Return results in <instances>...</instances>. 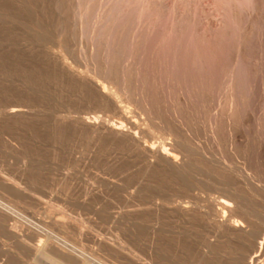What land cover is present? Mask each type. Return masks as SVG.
<instances>
[{
    "label": "rangeland",
    "instance_id": "374dc122",
    "mask_svg": "<svg viewBox=\"0 0 264 264\" xmlns=\"http://www.w3.org/2000/svg\"><path fill=\"white\" fill-rule=\"evenodd\" d=\"M107 1L0 0V264H146L148 210L176 200L192 209L166 215L154 264H247L264 238V0H116L123 20ZM126 118L180 169L86 125Z\"/></svg>",
    "mask_w": 264,
    "mask_h": 264
},
{
    "label": "bare ground",
    "instance_id": "6f19581e",
    "mask_svg": "<svg viewBox=\"0 0 264 264\" xmlns=\"http://www.w3.org/2000/svg\"><path fill=\"white\" fill-rule=\"evenodd\" d=\"M78 1V0H77ZM81 1V0H80ZM109 1V0H108ZM107 1V2H108ZM111 1V0H110ZM109 1V2H110ZM114 1V0H113ZM121 1V0H120ZM127 1V0H126ZM103 2V1H102ZM108 2V3H109ZM115 2H116V0H115ZM124 2V1H123ZM122 2V3H123ZM141 2V1H140ZM95 3H97V2H95ZM104 3V2H103ZM108 3H107V5H108ZM117 3V2H116ZM115 3V7H114V5H112V9H113V7L116 9L117 8V10H115L116 11V15L117 16H115L114 17V19L115 18H117L118 17V15L120 14V15H122L123 16V14H121V12H127V9L125 8V6L127 7V4L129 5V3H126V4H122L121 2H119V3H117L118 5L121 3V6H118L117 7V4ZM132 3H134V2H132ZM138 4L137 5H139V2H137ZM143 3V2H142ZM100 4V3H99ZM98 4V5H99ZM112 4V3H111ZM93 5V4H92ZM140 5H141V3H140ZM148 5V4H147ZM146 5V6H147ZM130 6V5H129ZM142 6V5H141ZM145 6V7H146ZM87 7V6H86ZM101 7V6H100ZM138 7V6H137ZM151 7V6H150ZM78 8V7H77ZM104 8V7H103ZM110 8H111V6H110ZM123 8H125V10L123 9ZM141 8V7H140ZM79 9V8H78ZM136 9V8H135ZM144 9V8H143ZM119 10V11H118ZM122 10H124V11H122ZM131 10V9H130ZM138 10H139V8H138ZM145 10V9H144ZM103 11V10H102ZM108 11V10H107ZM110 11V10H109ZM113 11V10H112ZM112 11H110V12H112ZM136 11V10H135ZM134 11V12H135ZM141 11H143L142 9H140V14H141ZM146 11V10H145ZM137 12V11H136ZM107 13V12H106ZM106 13H105V15H106ZM113 13H114V11L111 13L112 14V16H113ZM119 13V14H118ZM143 13V12H142ZM149 13V12H148ZM147 13V14H148ZM150 13H151V11H150ZM149 13V14H150ZM126 14V13H125ZM124 14V15H125ZM131 14H132V12H131ZM102 15V14H101ZM108 15V14H107ZM119 15V17H121ZM143 15V14H142ZM130 16V15H129ZM134 16V15H133ZM150 16V15H149ZM107 17V16H106ZM128 17V16H127ZM140 17V16H139ZM146 17V16H145ZM110 18H112L113 19V17H110ZM147 18H149V17H147ZM118 19V18H117ZM129 19V18H128ZM160 19V18H159ZM85 20V19H84ZM100 20V19H99ZM98 20V21H99ZM116 20V19H115ZM118 20H123V19H118ZM132 20V19H131ZM137 20V19H136ZM145 20V19H144ZM147 20H149V19H147ZM94 21V20H93ZM138 21V20H137ZM86 22H87V19H86ZM109 22V21H108ZM126 22V21H125ZM139 22H141L140 21V19H139ZM138 22V23H139ZM144 22V21H143ZM148 22V21H147ZM170 22V21H169ZM81 23V22H80ZM101 23V22H100ZM104 23V22H103ZM134 23V22H133ZM132 23V24H133ZM137 23V22H136ZM137 23V24H138ZM149 23V22H148ZM171 23V22H170ZM176 23V22H175ZM105 24V23H104ZM114 24V23H113ZM126 24V23H125ZM130 24V23H129ZM129 24H128V26H129ZM137 24H136V26H137ZM144 24H145V22H144ZM147 24V23H146ZM139 25V24H138ZM143 25V24H142ZM115 26V25H114ZM119 26V25H118ZM126 26H127V24H126ZM146 26V25H145ZM155 26H156V23H155ZM83 27V26H82ZM132 27V26H131ZM138 27V26H137ZM144 27V25L142 26V28ZM154 27V26H153ZM86 28V27H85ZM141 28V27H140ZM139 28V29H140ZM145 28H148L147 26L145 27ZM150 28V27H149ZM148 28V29H149ZM163 28V27H162ZM170 28V27H169ZM117 29V28H116ZM131 29V28H130ZM138 29V28H137ZM139 29L137 30V31H139ZM153 29V28H152ZM103 30V29H102ZM108 30H112V29H108ZM142 30V29H141ZM147 30V29H146ZM172 30H173V27H172ZM90 31V30H89ZM88 31V32H89ZM117 31H119V30H117ZM86 32V31H85ZM98 32V31H97ZM96 32V33H97ZM108 32V31H107ZM112 32V31H111ZM141 32V31H140ZM152 32V31H151ZM172 32V31H171ZM174 32V31H173ZM147 33V32H146ZM88 34H90V33H88ZM87 34V36H89ZM113 35L115 34V33H112ZM86 36V35H85ZM86 36V37H87ZM93 36H94V34H93ZM102 37L104 36V35H101ZM100 37V36H99ZM98 37V38H99ZM111 37H113V36H111ZM95 38H96V36H95ZM118 38V37H117ZM116 38V39H117ZM85 39V38H84ZM104 39V38H103ZM105 41H106V39H105ZM106 45V44H105ZM133 45V44H132ZM145 48V47H144ZM97 49V48H96ZM100 49V48H99ZM127 49V48H126ZM96 51V50H95ZM144 52V51H143ZM127 53V52H126ZM138 56V55H137ZM119 60V59H118ZM95 61V60H94ZM135 64V63H134ZM118 66V65H117ZM66 67V66H65ZM112 67V66H111ZM135 67V66H134ZM76 74V73H75ZM115 79V78H114ZM132 80V79H131ZM99 84V83H98ZM96 86H99V85H96ZM124 86V85H123ZM113 87V86H112ZM115 89V88H114ZM113 91V90H112ZM124 91V90H123ZM101 92L103 93V95H105V97L107 98V99H109L113 104H115L116 105V101H115V96L113 95V93L115 92H112V93H107L105 90H101ZM122 96V95H121ZM119 99V98H118ZM122 102V101H121ZM124 102V101H123ZM16 105H18V104H16ZM16 105H10L9 107H7V109L3 112V114H4V116L6 115L7 116V118H8V116H17V115H21V114H28V112L26 111V112H24V111H22V110H19L18 108H16L17 106ZM124 105V104H123ZM8 106V105H7ZM117 106V105H116ZM120 106H122V105H120ZM119 105H118V107H119V110H121V112H123L124 111V109L122 110V108L120 107ZM126 105H124V107H125ZM4 108V107H3ZM125 115V114H124ZM10 117V118H11ZM162 117V116H161ZM127 119V125L128 126H123L122 124H113V123H108V122H102V123H98L97 121H93V122H91V121H87L86 122V125H89L90 127H93L94 129H97V130H101L103 133L104 132H106V133H108V134H111V135H113V136H117L118 138H120V137H123V138H127V139H129L130 140V142H132V144H135L136 146H138V147H140L141 148V150H142V152H144L146 155L144 156V157H146L147 156V158H148V156H151V158L153 157H157L158 159H160V160H163V161H167V162H169L171 165H173L174 167H175V169L176 168H179V167H181V165L178 163V162H175L174 160V162L173 161H171L168 157V153L165 151V150H159L158 148H159V146H158V148H155V147H148L147 146V144L145 145V144H143L142 142H141V138L138 136V129H139V124H137V122H134V121H132V120H130L129 118H126ZM110 121V120H109ZM4 122V121H3ZM139 122V121H138ZM141 125V124H140ZM142 125H143V123H142ZM143 127H144V125H143ZM93 129V130H94ZM143 129V128H142ZM136 130V131H135ZM149 131V130H148ZM150 132V131H149ZM153 135V134H152ZM164 135V134H163ZM112 136V137H113ZM123 138H122V140H123ZM164 141V140H163ZM155 142V141H154ZM146 143V142H145ZM168 143V142H167ZM173 143V142H172ZM158 144V143H157ZM135 145H133V146H135ZM164 145V144H163ZM179 145V144H178ZM152 146V145H151ZM165 146V145H164ZM157 147V146H156ZM135 148H137V147H135ZM134 148V149H135ZM139 148V149H140ZM161 148V147H160ZM166 148V147H165ZM138 149V148H137ZM263 149H264V147H263ZM183 150V149H182ZM136 151V150H135ZM185 154V153H184ZM139 155V154H138ZM141 156V155H140ZM185 156V155H184ZM187 156V155H186ZM188 158V157H187ZM157 160V159H156ZM156 160H155V162H156ZM184 160V159H183ZM186 160V159H185ZM150 162V161H149ZM162 162V161H161ZM184 163H185V161H183ZM182 162V163H183ZM187 162V161H186ZM164 163V162H163ZM181 163V164H182ZM150 164V163H149ZM169 164V165H170ZM187 164V163H186ZM186 164H184L185 166H186ZM157 165V164H156ZM162 165V164H161ZM172 166V167H173ZM180 169V168H179ZM153 170V169H152ZM178 171V170H177ZM177 171H176V173H177ZM182 171V170H181ZM180 171V172H181ZM179 173V172H178ZM133 198V197H132ZM172 199V198H171ZM169 200V199H168ZM175 200V199H174ZM156 201V200H155ZM164 200H162V202H163ZM177 201V200H176ZM176 201H172L171 203H169V205H168V203L166 202V201H164V202H166L167 203V205L166 206H161V205H159V204H155V206L156 207H154V209L153 210H148V217H147V220H146V223H145V227H146V234H147V249H148V252L150 253V259H149V261L146 263V264H154V259H156L157 261H161V257H162V251L159 249V248H157L156 246H157V238H159V235H161V233H164V231H165V229H166V227L167 226H165V222H164V219L166 218V215L167 214H169V213H174V212H171V211H175V212H177V213H187L188 211H189V209H190V207L188 208L183 202V204L180 202H176ZM157 203V202H156ZM160 203H161V201H160ZM162 204V203H161ZM164 204V203H163ZM153 207V206H152ZM156 208V209H155ZM151 209V208H150ZM192 209V208H191ZM191 209H190V211H191ZM189 211V212H190ZM223 217V216H222ZM226 219V218H225ZM224 218L221 220V218H220V220L221 221H219V223L220 224H226V220H225ZM228 223V222H227ZM231 223V228H233L235 231H240V230H242V226L243 225H241V224H239L237 221H234V222H230ZM219 224V225H220ZM223 226V225H222ZM229 226H230V224H229ZM227 227V226H226ZM221 228V227H220ZM167 230V229H166ZM170 231V230H169ZM243 235V234H242ZM157 238H156V237ZM264 237V236H263ZM155 238H156V242H155ZM216 240V239H215ZM209 242H212V241H209ZM216 243V242H215ZM214 243V244H215ZM252 244V243H251ZM47 245V244H46ZM46 245H43V247L40 245H38L39 246V248L37 249V253L39 254V256L40 257H43V258H46V259H50V261L52 262V263H56L55 262V260H52L51 259V257H50V255H49V253L47 252V248L46 247H44V246H46ZM158 245L160 246V244H159V242H158ZM217 245V244H216ZM215 245V246H216ZM259 245V247H258V250H257V252H255V253H253V256H251L250 257V259L248 260V262H247V264H264V263H261L262 261H259V259H261L262 260V257H264V238L262 239V241H260V243L258 244ZM214 246V247H215ZM210 247H212V246H210ZM203 248V247H202ZM205 248H207L208 249V251H205L204 249H201L202 250V254H203V256H204V258L205 257H209V254L211 253L210 251H209V246L207 247V246H205ZM211 249H213V247L211 248ZM35 250H36V248H35ZM204 250V251H203ZM223 250V249H222ZM210 252V253H209ZM224 254V253H223ZM153 255H154V257L156 256V258H153ZM164 255V254H163ZM142 258V257H141ZM201 258V257H200ZM210 258V257H209ZM237 258V257H236ZM245 258V257H244ZM243 258V259H244ZM207 259V258H206ZM242 259V260H243ZM89 260V259H88ZM199 260V259H198ZM90 262V261H89ZM89 262L87 261V259H86V261L84 262V264H89ZM158 262V263H159ZM91 263V262H90ZM94 263V262H93ZM92 264V263H91Z\"/></svg>",
    "mask_w": 264,
    "mask_h": 264
}]
</instances>
